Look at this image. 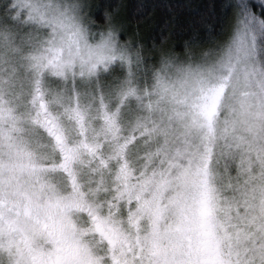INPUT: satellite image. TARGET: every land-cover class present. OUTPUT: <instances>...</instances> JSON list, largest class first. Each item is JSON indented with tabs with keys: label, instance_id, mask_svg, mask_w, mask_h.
<instances>
[{
	"label": "snow or ice",
	"instance_id": "6c2138e0",
	"mask_svg": "<svg viewBox=\"0 0 264 264\" xmlns=\"http://www.w3.org/2000/svg\"><path fill=\"white\" fill-rule=\"evenodd\" d=\"M0 0V264H264V0Z\"/></svg>",
	"mask_w": 264,
	"mask_h": 264
},
{
	"label": "trees",
	"instance_id": "16d2710c",
	"mask_svg": "<svg viewBox=\"0 0 264 264\" xmlns=\"http://www.w3.org/2000/svg\"><path fill=\"white\" fill-rule=\"evenodd\" d=\"M113 2H119V0H113ZM124 2L129 6V10L134 9L135 6L140 2V0H124ZM148 2L156 3L161 5L157 9L158 16H164L167 14V9L163 7L165 4H191L195 7V11L193 14H209L210 13V5L213 3V0H148Z\"/></svg>",
	"mask_w": 264,
	"mask_h": 264
}]
</instances>
